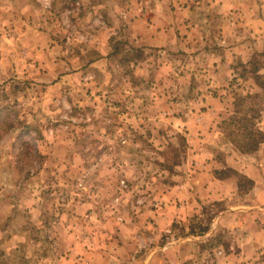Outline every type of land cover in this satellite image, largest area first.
<instances>
[{"label": "rangeland", "instance_id": "1", "mask_svg": "<svg viewBox=\"0 0 264 264\" xmlns=\"http://www.w3.org/2000/svg\"><path fill=\"white\" fill-rule=\"evenodd\" d=\"M251 106L264 0H0V264H264L217 227L264 225L221 123Z\"/></svg>", "mask_w": 264, "mask_h": 264}, {"label": "crops", "instance_id": "2", "mask_svg": "<svg viewBox=\"0 0 264 264\" xmlns=\"http://www.w3.org/2000/svg\"><path fill=\"white\" fill-rule=\"evenodd\" d=\"M237 160L233 161V164L230 165L232 168L236 169L237 171L245 174L246 176L250 177L253 182L254 186L252 190L247 193L246 195V202L248 205L247 207H251V205L257 204L260 209L264 211V189L260 188L259 186H264V143H261L256 151V154L253 155H239L235 156ZM263 157V159H261ZM259 159V160H258ZM258 165L260 167H258ZM262 165V166H261ZM262 167V168H261ZM260 171H263V178L261 176ZM202 175V174H201ZM229 179H223L220 180L222 184H229ZM234 189V187H232ZM228 193V192H227ZM224 191L221 192L224 196L227 195ZM254 207V206H252ZM247 209V208H246ZM244 209H240L237 207L231 208V211H224L222 212L219 217L217 218V227H227L232 228L235 230V232H240L241 234L243 229H247V234L244 236V234H241L242 236L241 240H238L236 243L237 247L242 248V253L244 252V249L246 250V247L250 248L248 252H255L256 249L260 248L259 238L264 235V225L261 226V223L259 221L263 220L261 219V215L258 214L257 211H250L247 214H241L240 211H243ZM251 213V214H250ZM264 215V212H261ZM230 223V226H228V223ZM239 229H242L241 231ZM195 231V230H194ZM203 234L204 232H200ZM244 236V237H243ZM239 241H243V243L238 244ZM240 245V246H239ZM264 251V249H263ZM228 255L226 258H224L223 261H228ZM248 257H251V255H248ZM264 263V261L262 262Z\"/></svg>", "mask_w": 264, "mask_h": 264}, {"label": "trees", "instance_id": "3", "mask_svg": "<svg viewBox=\"0 0 264 264\" xmlns=\"http://www.w3.org/2000/svg\"><path fill=\"white\" fill-rule=\"evenodd\" d=\"M248 96H236L235 102H233V106H237L240 104L243 99H246ZM252 98V96H251ZM239 110H233L232 114L227 118L222 120L223 125L227 126H236L237 130L241 131V136L243 137L244 141L243 142H238L235 140V136L238 133H235L234 130H229L228 135L231 137V141H235V147L239 149L240 152L243 153H252L254 152L257 147L259 146L260 143H264V131L260 130L257 127V117L259 114V110L254 108V106H251V116H247L246 114H243L242 116H237L239 114ZM258 112V113H257ZM238 176V190L240 193H246L248 192L252 186H253V181L249 178H246L245 176H242L238 174L236 171L233 170ZM242 179L245 180L246 187ZM207 230V228H205ZM204 229V230H205ZM202 230L201 232H203Z\"/></svg>", "mask_w": 264, "mask_h": 264}]
</instances>
